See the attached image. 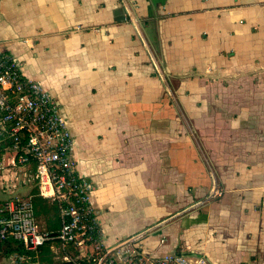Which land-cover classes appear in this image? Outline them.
<instances>
[{"label": "crops", "instance_id": "crops-1", "mask_svg": "<svg viewBox=\"0 0 264 264\" xmlns=\"http://www.w3.org/2000/svg\"><path fill=\"white\" fill-rule=\"evenodd\" d=\"M0 40L60 103L106 245L264 264V0H0Z\"/></svg>", "mask_w": 264, "mask_h": 264}, {"label": "built area", "instance_id": "built-area-1", "mask_svg": "<svg viewBox=\"0 0 264 264\" xmlns=\"http://www.w3.org/2000/svg\"><path fill=\"white\" fill-rule=\"evenodd\" d=\"M74 144L60 103L26 76L22 63L0 40V147L5 146L0 149V179L1 188L11 193L0 202V248L11 237L24 249L11 254L12 264L34 262L41 248L54 242L66 252L64 264H212L203 254L151 252L144 243L146 232L106 245L92 202L96 184L79 172ZM9 167L13 175L3 174ZM32 182L39 183V196L56 204L58 229L40 225L34 196L12 194ZM221 193L216 185L211 195ZM71 247L76 253L67 251Z\"/></svg>", "mask_w": 264, "mask_h": 264}, {"label": "rangeland", "instance_id": "rangeland-1", "mask_svg": "<svg viewBox=\"0 0 264 264\" xmlns=\"http://www.w3.org/2000/svg\"><path fill=\"white\" fill-rule=\"evenodd\" d=\"M5 197L7 198V195H3L2 193H0V200L2 199L4 201ZM34 198H35V201L40 200L38 199V196ZM51 202L42 201V206L46 205L48 211L38 216V220L40 221L41 226L44 228H48V229H50L48 227L49 225L60 221L59 214H57V211L54 209L53 204ZM40 207H41V204H39V208ZM59 250H60L59 252H65L61 247ZM67 251L71 253H76L77 249L75 247H71ZM7 257H8L7 253H0V264H12ZM25 264H30V263H25Z\"/></svg>", "mask_w": 264, "mask_h": 264}, {"label": "trees", "instance_id": "trees-1", "mask_svg": "<svg viewBox=\"0 0 264 264\" xmlns=\"http://www.w3.org/2000/svg\"><path fill=\"white\" fill-rule=\"evenodd\" d=\"M0 149H5V146H1ZM38 199H40V200L34 201L35 214H36L37 218L39 215L48 211L45 206H42V201H43L42 197H39ZM39 204H41L40 208H39ZM53 207L57 211V214H59L58 208H57L55 203H53ZM48 227L50 229H58L60 227V221L53 223V224L49 225ZM42 248H41V250H42ZM23 251H24L23 244L19 240L11 238V237L2 243L1 248H0V253H7V254L12 253V252H23Z\"/></svg>", "mask_w": 264, "mask_h": 264}]
</instances>
